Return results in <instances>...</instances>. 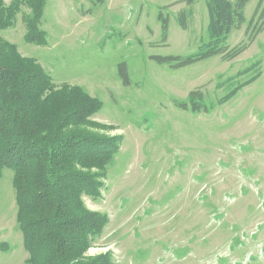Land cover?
Segmentation results:
<instances>
[{"label": "rangeland", "instance_id": "1", "mask_svg": "<svg viewBox=\"0 0 264 264\" xmlns=\"http://www.w3.org/2000/svg\"><path fill=\"white\" fill-rule=\"evenodd\" d=\"M259 2L246 5V22L221 45L247 41ZM41 28L47 43L27 42L20 13L0 38L38 61L57 88L77 86L101 102L88 133L122 136L101 196L84 197L109 218L87 260L109 253L114 264H264V28L232 60L180 68L152 56L186 58L211 45L207 0H46ZM192 90L203 92L207 111L176 105ZM13 177L9 168L0 177V241L10 245L0 264L28 258Z\"/></svg>", "mask_w": 264, "mask_h": 264}, {"label": "trees", "instance_id": "2", "mask_svg": "<svg viewBox=\"0 0 264 264\" xmlns=\"http://www.w3.org/2000/svg\"><path fill=\"white\" fill-rule=\"evenodd\" d=\"M250 1L207 0L211 45L186 58H152L180 68L217 55L224 60L238 57L264 28V0L248 21L247 41L229 47L220 40L244 25ZM45 6L46 0H11L9 4L0 0V30L12 27L22 13L25 40L46 44L47 33L41 28ZM24 7L29 11H23ZM256 17L262 22L251 31ZM159 20L166 41L169 19L162 10ZM179 22L183 28L187 26L185 10L180 12ZM119 72L129 84L125 63L119 65ZM176 105L195 113L209 109L201 90L190 91L189 100ZM100 108L101 102L80 87L57 88L38 61L23 56L15 44L0 38V177L4 168L13 170L17 220L28 252L26 264H114L109 253L90 261L86 258L109 218L88 209L84 197L101 196L107 169L122 140L120 135L87 132V119ZM9 249L7 241H0V251Z\"/></svg>", "mask_w": 264, "mask_h": 264}]
</instances>
